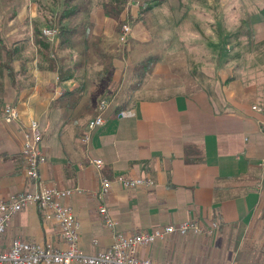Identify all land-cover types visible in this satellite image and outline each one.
I'll list each match as a JSON object with an SVG mask.
<instances>
[{"label": "crops", "instance_id": "0c3cea01", "mask_svg": "<svg viewBox=\"0 0 264 264\" xmlns=\"http://www.w3.org/2000/svg\"><path fill=\"white\" fill-rule=\"evenodd\" d=\"M81 4L61 19L76 27L68 46L58 50L68 55L65 66L72 75L67 79L59 80L37 53L34 29L49 24L34 12L25 15L22 41H8L1 33L23 50L12 60V74L0 68V197L33 186L21 147L23 127L34 118L45 155L39 178L81 190L63 201L80 222L84 252L108 247L114 232L131 234L195 219L203 226L216 221L218 229L210 235L166 234L140 246L138 256L174 264H264V92L255 105L251 97L239 100L233 88L191 91L183 80L167 79L171 74L158 68L165 60L161 56L140 77L134 73L145 52L135 49V40H117V20L103 6L96 12L109 19L104 20L108 25L99 24L95 11ZM129 13L122 10L120 19ZM57 42L56 36L51 44ZM99 97L110 106L103 124L83 143L80 135ZM7 104L17 107L18 119L4 121ZM92 158H101L102 166L97 168ZM116 174L151 177L154 184L125 188L112 183L99 199L101 177ZM101 205L117 220L114 226L104 223ZM17 237L64 246L58 224L35 204L11 217L0 249Z\"/></svg>", "mask_w": 264, "mask_h": 264}, {"label": "rangeland", "instance_id": "374dc122", "mask_svg": "<svg viewBox=\"0 0 264 264\" xmlns=\"http://www.w3.org/2000/svg\"><path fill=\"white\" fill-rule=\"evenodd\" d=\"M109 1L0 0L1 33L8 41H22L26 14L31 17L34 12L36 19L56 27L59 12L76 3L80 9L84 5L81 2L95 11L94 17L99 19V24L108 25L104 20L109 19L96 10ZM121 1L123 11L130 12V18L127 14L121 17L123 23L129 25L130 32L125 41L119 40L122 23L117 40L122 44L135 40V49L145 52L134 74L143 77L141 75L151 71L161 56L165 60H160L158 68L171 74L167 79L183 80L190 85L191 91L199 87L224 91L233 88L239 100L251 97L255 105L261 101L264 92V0H164L148 11L142 10L149 0H139L138 4H133L132 0ZM109 10L116 12L113 7ZM142 36L146 39L142 40ZM148 56L155 60L143 64ZM97 99L99 103L102 97ZM85 130L86 125L81 135Z\"/></svg>", "mask_w": 264, "mask_h": 264}, {"label": "built area", "instance_id": "2783aa9c", "mask_svg": "<svg viewBox=\"0 0 264 264\" xmlns=\"http://www.w3.org/2000/svg\"><path fill=\"white\" fill-rule=\"evenodd\" d=\"M138 4L139 0H132ZM42 34L48 40L54 41L57 36V28L45 26ZM130 32L127 23H123L119 33V40L125 41ZM110 106L106 98L100 99L96 114L86 124V130L80 136V141L87 143L91 138V132L103 124L105 112ZM253 108H256L253 106ZM257 110H261L257 107ZM19 118V111L15 105L7 104L3 107V119L10 122ZM42 135L39 122L31 118L23 127V143L21 155L25 162V175L32 181V188L17 191L6 197H0V235L5 231L11 217L28 205L35 204L44 211L47 219L54 220L60 229V235L64 246L58 247L51 242L38 243L22 238H13L10 245L0 249V264H174L161 262L148 257L138 256V248L149 245L157 238L166 234H194L210 235L218 229L216 221H211L203 226L195 219H184L176 224L155 226L147 231L127 234L114 232L112 242L104 249L95 253L84 252L79 246L80 222L75 217L72 207L63 201L64 198L75 192H80L79 187L60 188L48 185L39 178V165L45 160L41 148ZM92 163L97 168L102 166L101 158H92ZM112 183H117L125 188L136 186L150 187L154 184L151 177L116 174L109 178L102 176L97 197L102 199L107 194ZM103 215V221L108 226L117 223L106 210L104 205L99 207Z\"/></svg>", "mask_w": 264, "mask_h": 264}, {"label": "trees", "instance_id": "16d2710c", "mask_svg": "<svg viewBox=\"0 0 264 264\" xmlns=\"http://www.w3.org/2000/svg\"><path fill=\"white\" fill-rule=\"evenodd\" d=\"M163 1L164 0H149V3L143 6L144 8L142 11H146L153 5H158ZM119 3H122V5H119ZM102 6L104 7L107 14L116 18L119 23L117 27L119 28L123 23V21L120 19V14L123 10V1L110 0L109 2H104ZM75 7L76 6L73 5L59 12L56 26L58 40L56 45L51 44L48 38L42 34L41 30L38 28L34 29V40L37 46V53L41 58H43L44 61L47 62L48 68L55 70L59 80L67 79L72 75L70 68L65 66L68 55L62 54L58 52V50H63L68 46L71 35H73L76 31L75 26H67L61 22L62 18L71 15L74 12ZM109 7L115 8L116 12L109 10ZM127 18H130V14H128ZM22 50L23 45L16 42L13 44L7 43L0 32V68H4V70H6L8 73L12 74V60L21 58ZM154 60L155 59L153 56H148L142 61V63L148 65Z\"/></svg>", "mask_w": 264, "mask_h": 264}]
</instances>
